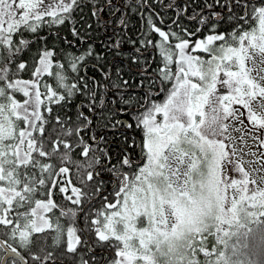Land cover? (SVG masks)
I'll return each mask as SVG.
<instances>
[{"label": "snow or ice", "instance_id": "obj_1", "mask_svg": "<svg viewBox=\"0 0 264 264\" xmlns=\"http://www.w3.org/2000/svg\"><path fill=\"white\" fill-rule=\"evenodd\" d=\"M133 5L0 0V264H264V152L250 172L227 143L246 112L264 148V0H171L159 40L128 35Z\"/></svg>", "mask_w": 264, "mask_h": 264}, {"label": "flooded vegetation", "instance_id": "obj_2", "mask_svg": "<svg viewBox=\"0 0 264 264\" xmlns=\"http://www.w3.org/2000/svg\"><path fill=\"white\" fill-rule=\"evenodd\" d=\"M85 2H87V0H85ZM171 2V0H151V2L149 3V5L147 6L148 11H135L134 7L135 5H140L141 0H135V5H133V0H124V3L129 4V5H133V7L127 8L123 10V14L126 15L129 18V25H128V35L131 36L134 39H140L144 37V34L147 33L148 38H153L156 40H159V37L157 34H154L152 32L149 31V29L146 26V19L147 16L155 11V12H159L161 14V16L164 18L165 20V24L171 23V19L175 18L174 17V12L171 10H168L164 5H166L167 3ZM83 16L85 18L84 23H92V21L90 19H88L89 17V13H85L83 12ZM154 20L156 23L159 24V18L154 17ZM76 21L77 24L79 25L80 22V17L77 16L76 17ZM68 25V24H67ZM81 31L83 33V29L81 28ZM94 38H95V44L94 46L96 47L97 51H99L103 46L104 43L107 41V37L103 35L102 32L100 33H94ZM109 35H111V32H109ZM62 38H66V39H71L70 35H69V29H66V33L64 35H61ZM61 40V38H60ZM85 40H87V36H85ZM66 46V45H65ZM88 44L87 43H83L82 45L77 43L74 44V48H87ZM129 45H124L125 50L127 51L129 49ZM146 58L149 60H154L155 63L152 64V68L155 69L157 67H161L162 65L160 64V56L158 53V50L156 49H150L149 53L146 54ZM90 63H94L92 61H90ZM89 75H92L91 73H88ZM128 76H125V79H128ZM139 78H137L138 80ZM149 82L146 81L145 85L148 84ZM156 85L160 86L159 82L156 81ZM159 92L158 90H155L154 92L157 94ZM130 135H132L130 133ZM62 197L64 198L63 194ZM66 206L64 208H71V207H75L74 205L71 204L70 201L66 200ZM80 227H83L82 224H79ZM11 264V260L9 262Z\"/></svg>", "mask_w": 264, "mask_h": 264}, {"label": "rangeland", "instance_id": "obj_3", "mask_svg": "<svg viewBox=\"0 0 264 264\" xmlns=\"http://www.w3.org/2000/svg\"><path fill=\"white\" fill-rule=\"evenodd\" d=\"M259 57H257V61L259 62ZM261 75H264V72H261ZM255 107V105H254ZM242 111H245L241 109ZM259 111V109H257ZM244 124L241 125L239 122H235L229 128V133L231 138L227 141V143L234 145L236 149V159L241 160L244 163V167L250 172L259 168L260 165L257 163H248L249 161H255L256 157L251 155V153L256 151L264 152V148H259L256 140L252 139L253 133L245 134V126L251 127L247 120V113L245 112V116L243 117ZM239 129V131H237ZM261 138H264L262 136ZM255 175V173H253Z\"/></svg>", "mask_w": 264, "mask_h": 264}, {"label": "trees", "instance_id": "obj_4", "mask_svg": "<svg viewBox=\"0 0 264 264\" xmlns=\"http://www.w3.org/2000/svg\"><path fill=\"white\" fill-rule=\"evenodd\" d=\"M84 12L85 13H89L88 8H85L84 9ZM67 24L68 23H66L65 25H54V26H52V31H48L47 29H44V30L41 31L40 34L41 35H45V33H47V39H48L49 46H51L52 43H53V41H55L58 47H66L62 43V41L60 40V38H62L61 35H64L66 33V29L67 28L68 29L70 28V24H68V25ZM77 26H79V25L77 24ZM232 27H234V25H229V24L225 23L224 25L221 26V31H230ZM53 32H58V35L57 36H53ZM36 47H37V45H33V50H32L33 52L35 51ZM80 50L81 49L80 48H77V47L76 48L73 47L72 49H70V51H75V52H79ZM31 55H32V52L26 53L25 54V58L26 59H30L31 58ZM92 62H94V61H92ZM89 73L92 74L91 71ZM24 78L27 79L28 78L27 75H24ZM147 86H148V84L145 85V87H147ZM159 88H160V86L155 85V87L152 89L153 98L156 99V100L162 101L163 98H164V93H162L160 91L159 92L157 91L158 93L156 94L154 92L155 90H158ZM135 135H136L137 139H140L141 138V135H140L139 132L135 133ZM55 199H56V201L59 204L62 205V207H65L66 206V203H65L66 200L62 197V194H59L58 193L56 195ZM99 204H100V202L97 201V207L99 206ZM54 211H55V214L56 215H59V209L54 210ZM61 222L65 225V228H67L68 226H71L70 225V222H69V220L67 218H61ZM79 224L84 225V218H83V216L80 217ZM0 238L5 239V240H7V242L13 243V245L16 246L15 245V242L14 241H11V240H8L7 237H0ZM49 243H51V241H49ZM97 251H99V249H97ZM9 262H10V259L8 261V264H10Z\"/></svg>", "mask_w": 264, "mask_h": 264}]
</instances>
